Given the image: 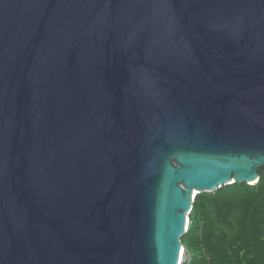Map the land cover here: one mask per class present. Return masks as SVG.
Returning a JSON list of instances; mask_svg holds the SVG:
<instances>
[{
	"label": "water",
	"instance_id": "1",
	"mask_svg": "<svg viewBox=\"0 0 264 264\" xmlns=\"http://www.w3.org/2000/svg\"><path fill=\"white\" fill-rule=\"evenodd\" d=\"M263 167L264 0H0V264H180Z\"/></svg>",
	"mask_w": 264,
	"mask_h": 264
},
{
	"label": "trees",
	"instance_id": "2",
	"mask_svg": "<svg viewBox=\"0 0 264 264\" xmlns=\"http://www.w3.org/2000/svg\"><path fill=\"white\" fill-rule=\"evenodd\" d=\"M253 184L236 182L196 196L182 236L191 264H264V167Z\"/></svg>",
	"mask_w": 264,
	"mask_h": 264
},
{
	"label": "built area",
	"instance_id": "3",
	"mask_svg": "<svg viewBox=\"0 0 264 264\" xmlns=\"http://www.w3.org/2000/svg\"><path fill=\"white\" fill-rule=\"evenodd\" d=\"M192 259L191 256L185 246H183V258L180 264H191Z\"/></svg>",
	"mask_w": 264,
	"mask_h": 264
},
{
	"label": "bare ground",
	"instance_id": "4",
	"mask_svg": "<svg viewBox=\"0 0 264 264\" xmlns=\"http://www.w3.org/2000/svg\"><path fill=\"white\" fill-rule=\"evenodd\" d=\"M183 258V250L181 251V259Z\"/></svg>",
	"mask_w": 264,
	"mask_h": 264
}]
</instances>
